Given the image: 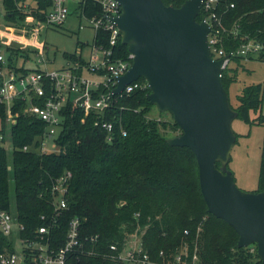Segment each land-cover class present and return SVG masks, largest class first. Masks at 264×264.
Here are the masks:
<instances>
[{
	"label": "trees",
	"instance_id": "16d2710c",
	"mask_svg": "<svg viewBox=\"0 0 264 264\" xmlns=\"http://www.w3.org/2000/svg\"><path fill=\"white\" fill-rule=\"evenodd\" d=\"M34 1V6L24 7L25 0H0V18L16 26L28 16L43 21L52 0ZM162 1L179 7L186 0ZM216 1V15L226 29L220 42L226 55L248 41L262 45L257 56H230L237 67L227 66L222 71L221 81L227 91L243 61L264 62V0ZM79 7L87 16L101 12L90 0ZM201 18L200 12L196 21ZM6 49L12 52V63L22 53L19 48ZM115 51L121 59L129 54L120 42ZM63 58L77 60L75 53H63ZM137 81L145 82L142 78ZM148 92L146 87L117 97L106 117L115 125L111 143L94 126V114L83 119L82 111L68 104L55 139L58 151L54 153L37 152V139L46 125L19 111L11 126L13 150L0 147L1 208L24 227L23 237L35 240L37 228L45 226L44 241L54 251L65 244L69 223L77 219L79 245L69 252L65 264H130L119 256L127 237L134 234L140 237L141 251L152 264H173L180 253L185 264H264L256 248L254 253L248 247L238 248L237 233L207 212L195 157L186 147L167 144L164 131H181L174 121L147 116L153 107L146 99ZM263 93L264 81L246 85L236 95V106L230 105L236 118L263 127L255 192L264 191V116L251 120L250 112L260 109ZM23 146L30 150L16 149ZM67 172L71 176L63 196L66 207L57 210L53 186ZM4 247L11 249L7 237L0 233V250Z\"/></svg>",
	"mask_w": 264,
	"mask_h": 264
},
{
	"label": "built area",
	"instance_id": "2783aa9c",
	"mask_svg": "<svg viewBox=\"0 0 264 264\" xmlns=\"http://www.w3.org/2000/svg\"><path fill=\"white\" fill-rule=\"evenodd\" d=\"M75 1L76 13L87 21L93 31V42L87 58L83 57L81 51L74 52L77 60L67 61L65 66L57 69L47 67L46 45L39 38L49 27L63 25L70 14L67 0H52L43 21L28 16L20 26L3 22V28L0 29V107L3 108V117L0 116V147L7 151L13 150L11 126L14 117L21 111L25 115L36 117L46 125L43 134L37 139V152L40 154L57 152L55 139L65 117L64 109L68 104L81 110L83 119L94 114V126L102 130L106 142L111 143L115 125L106 117L110 114L117 97L148 88L146 82L136 80L126 85L121 93H113L118 78L128 71L133 58L129 53L125 59H121L117 57L115 51L121 38V32L113 21L121 12L118 2L90 0L99 5L101 12L87 16L79 7L87 0ZM216 2V0H202L199 13H202L200 21L208 23L210 27L207 43L212 58L224 59L221 65L223 71L230 63V56H242L244 59L257 56L262 50V45L248 41L234 53L230 52L226 55L220 44L221 33L226 29L221 18L216 15ZM230 6L232 7L233 4ZM99 32H101L100 36ZM228 32L232 33L233 30ZM7 47L19 48L22 52L16 56L13 63L10 61L12 52L6 49ZM82 47L79 46L80 49ZM119 130L122 136L126 135L121 127ZM16 149L27 152L30 147L23 146ZM70 176L69 172L65 173L53 186V192L57 194L55 202L57 210L66 207L63 196ZM78 225L77 219L71 220L65 244L57 251L49 250L43 237L47 232L45 226L41 225L37 228V239L23 237L21 231L24 227L11 213L0 206V233L7 237L11 248L4 247L0 250V264H65L69 252L79 245ZM255 248L254 244L250 245L248 251L254 253ZM111 249L114 247L112 246ZM119 259L130 264H152L142 253L140 245L136 251L126 254L122 252ZM173 264H185L181 253L175 257Z\"/></svg>",
	"mask_w": 264,
	"mask_h": 264
},
{
	"label": "water",
	"instance_id": "95a60500",
	"mask_svg": "<svg viewBox=\"0 0 264 264\" xmlns=\"http://www.w3.org/2000/svg\"><path fill=\"white\" fill-rule=\"evenodd\" d=\"M116 1L121 12L113 21L133 58L113 93L144 79L146 99L169 113L181 131L167 144L186 147L195 157L207 212L237 233L238 248L254 244L264 263V191L240 190L228 169L237 113L221 81L224 59H213L208 47L209 24L196 21L202 0L179 7L162 0Z\"/></svg>",
	"mask_w": 264,
	"mask_h": 264
},
{
	"label": "rangeland",
	"instance_id": "374dc122",
	"mask_svg": "<svg viewBox=\"0 0 264 264\" xmlns=\"http://www.w3.org/2000/svg\"><path fill=\"white\" fill-rule=\"evenodd\" d=\"M28 1L33 4L32 0ZM67 3L70 14L63 25L49 27L41 33L39 38L46 45L45 58L48 60L47 67L49 69H57L66 65L67 61L63 58V53H79L81 51L83 57L87 58L93 42L94 35L89 24L73 11L76 1L68 0ZM2 28L3 20L0 18V29ZM80 45H83L81 49L79 48ZM28 66L33 67V65ZM228 67L235 69L237 66L230 62ZM263 81L264 62L255 59L243 61L241 66L237 68L235 81L227 89L230 105L236 106V95L241 92L244 86ZM258 115L264 116V93L260 109L256 112H250V119L253 120ZM147 116L156 120L173 121L169 113L159 112L155 106L151 108ZM231 127L236 135V142L230 152L228 169L232 173L237 188L244 192H255L257 188L263 127L259 124H247L239 118H235L232 121ZM164 134L169 139L180 133L179 131L171 132L167 130L164 131ZM139 242L140 237L138 235H129L126 239L123 253L136 251L139 247Z\"/></svg>",
	"mask_w": 264,
	"mask_h": 264
},
{
	"label": "crops",
	"instance_id": "0c3cea01",
	"mask_svg": "<svg viewBox=\"0 0 264 264\" xmlns=\"http://www.w3.org/2000/svg\"><path fill=\"white\" fill-rule=\"evenodd\" d=\"M32 1H33V4H31L28 0H25V4H24V5L26 6V5L29 4L30 6H31V5L34 6L35 1H34V0H32ZM67 1H68V0H67ZM67 4H68V3H67ZM73 11L76 13V6H75V5H74V7H73Z\"/></svg>",
	"mask_w": 264,
	"mask_h": 264
}]
</instances>
